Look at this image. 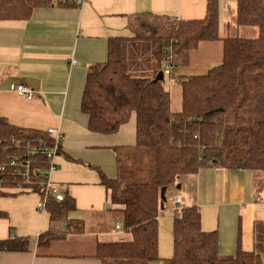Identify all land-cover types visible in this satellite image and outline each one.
<instances>
[{"label":"trees","instance_id":"1","mask_svg":"<svg viewBox=\"0 0 264 264\" xmlns=\"http://www.w3.org/2000/svg\"><path fill=\"white\" fill-rule=\"evenodd\" d=\"M262 2L237 0L236 23L255 27L253 38L218 35L217 0H207L202 19L136 16L134 20H141L137 26L131 23L134 36L110 38L107 60L89 67L80 101L89 131L112 134L131 117L135 122L134 143L114 148L116 175H100L128 234L97 242L94 255L102 264H264V220L253 224L251 250L220 255L216 231L202 229L197 205L172 210V254L162 258L158 253V217L168 186L207 165L264 171ZM51 4L52 0H0V20H25L33 10ZM219 39L221 62L205 73L179 77L181 108L173 111L169 90L155 76L162 70L164 77L167 64H187L199 43ZM11 138L49 141L46 131L14 126L0 116V156ZM10 176L7 181L16 179ZM4 189L0 194L10 192ZM47 206L51 218H59L73 208L72 198L64 194L63 200H50ZM80 231L78 222L69 223L68 232ZM49 237L56 236L40 234L39 243ZM27 247L23 237L0 239V252Z\"/></svg>","mask_w":264,"mask_h":264},{"label":"crops","instance_id":"2","mask_svg":"<svg viewBox=\"0 0 264 264\" xmlns=\"http://www.w3.org/2000/svg\"><path fill=\"white\" fill-rule=\"evenodd\" d=\"M228 1L232 2V6L225 3L231 17L227 21L230 31L231 23L237 26V0ZM206 6L207 0H83L80 5L68 0L39 7L25 20H0V116L21 128L60 132L57 167L51 177L73 203L65 216L53 219L51 206L43 210L36 207V190L0 194V239H28L25 251L0 252V264H102L94 255L97 242L128 235L121 226L112 225L119 211L111 204L100 175H116L112 172V168L116 170L114 148L134 143V117L115 133L90 132L87 116L80 110L87 71L107 60L110 38L134 36L131 23L136 16L202 19ZM226 35L230 33L219 36ZM201 47L209 52L207 59L214 60L212 49L222 50V43L220 39L201 42L195 50ZM191 53L187 64L180 67L182 72L173 75L174 67L172 75L168 74L170 97L179 77L202 74L185 69ZM16 84L32 88L35 96L18 95L11 90ZM180 108L181 85L180 103L171 102L173 111ZM236 171L207 165L186 175L178 184L181 193L176 201L182 204L172 208L197 205L202 229L216 231L220 255L233 254L238 248L251 250L253 224L264 220V194L257 192H264V186L248 188ZM73 221L80 224V232H68ZM40 234L56 237L39 243ZM162 252V258L170 257L172 249Z\"/></svg>","mask_w":264,"mask_h":264},{"label":"built area","instance_id":"3","mask_svg":"<svg viewBox=\"0 0 264 264\" xmlns=\"http://www.w3.org/2000/svg\"><path fill=\"white\" fill-rule=\"evenodd\" d=\"M58 1L68 0H52L53 4ZM72 1L77 5L83 3V0ZM262 4L264 6V0ZM172 68L170 64L165 65L164 74H170ZM11 90L26 98L35 96V90L24 84L11 85ZM46 133L50 136L48 142L11 138L10 142L4 146V148L8 147V150L5 152V149L0 156V188L4 187V190H13L16 193L36 190L38 192L36 207L39 210H43L50 200L61 201L64 198L60 187L51 177L57 167L55 160L61 135L57 129L53 128L47 129ZM10 175L16 179L7 181ZM9 186L11 189H7Z\"/></svg>","mask_w":264,"mask_h":264},{"label":"rangeland","instance_id":"4","mask_svg":"<svg viewBox=\"0 0 264 264\" xmlns=\"http://www.w3.org/2000/svg\"><path fill=\"white\" fill-rule=\"evenodd\" d=\"M219 10H218V18H217V32L218 35H224L225 33H230V36H236L239 35L241 37H256L257 35V29L255 27H250V26H236L232 25L229 28L230 31H227V21H231V17L228 14V9L227 5L225 7V3H229L232 6V2L228 0H219ZM226 8V9H225ZM228 19V20H227ZM141 19H135L133 21V24L137 26L139 24ZM149 20V19H147ZM230 24V23H229ZM204 46V45H203ZM219 46V44H218ZM221 46V45H220ZM213 54L215 56L214 60H209L207 57L209 56V52L206 50V47H201L198 49V51H192L191 56H190V63L185 66V69L189 71L190 73H204L201 72L203 68L206 67H211L214 65H217L218 63L221 62L222 58V50L221 47H218L216 49H212ZM182 66L176 67L175 70H172L173 75H178L180 72H182L183 68H180ZM171 75V74H170ZM168 74L164 75L163 79V84L165 88L168 89V81L169 79ZM171 102L173 104H179L180 103V85L176 81H174L173 86L171 88ZM170 93V92H169ZM114 167V166H113ZM115 168H112V172L115 173L116 170ZM231 171H236L240 175L239 179L244 181V185L248 186V188L256 189V188H261L264 186V171H258V170H247V169H227ZM256 177H254L253 174ZM185 176L180 177V181L186 180ZM180 185V184H179ZM254 187V188H253ZM180 186L177 184H173L167 187V193L165 194V202H164V209L161 211L159 217H158V244H159V252H161L160 257H163V249L170 251L172 249V208L175 206V204H182V201H176L177 197L180 195L181 190L179 191ZM254 191H250V193ZM258 193L261 195L264 194L262 190H257ZM204 212H206L204 210ZM118 218L117 222L115 221L112 222V225L114 226L117 224L118 226L122 227V215L119 212L118 213ZM117 231V230H116ZM119 232V231H117ZM119 234V233H118ZM154 264H162L161 262H156Z\"/></svg>","mask_w":264,"mask_h":264},{"label":"water","instance_id":"5","mask_svg":"<svg viewBox=\"0 0 264 264\" xmlns=\"http://www.w3.org/2000/svg\"><path fill=\"white\" fill-rule=\"evenodd\" d=\"M155 80H162L163 79V72L162 70L158 72V74L154 78Z\"/></svg>","mask_w":264,"mask_h":264}]
</instances>
